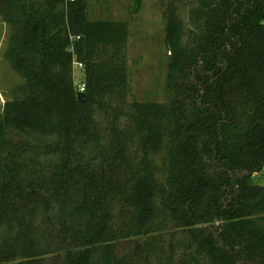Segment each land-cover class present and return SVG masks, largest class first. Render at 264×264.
<instances>
[{"label":"trees","instance_id":"16d2710c","mask_svg":"<svg viewBox=\"0 0 264 264\" xmlns=\"http://www.w3.org/2000/svg\"><path fill=\"white\" fill-rule=\"evenodd\" d=\"M182 1L165 100L130 102L128 20L0 0L24 79L0 119V264H264V0H188L187 22Z\"/></svg>","mask_w":264,"mask_h":264},{"label":"rangeland","instance_id":"374dc122","mask_svg":"<svg viewBox=\"0 0 264 264\" xmlns=\"http://www.w3.org/2000/svg\"><path fill=\"white\" fill-rule=\"evenodd\" d=\"M170 0H142L139 12L131 10L135 0H89V15L94 19L128 20L130 39L128 64L130 92L128 101L165 100L168 50L165 45V9ZM188 0L182 1L180 13L188 21ZM135 6V5H134ZM10 27L0 14V119L5 103L16 98L23 77L10 65L6 56ZM75 83L81 82L82 70L74 64ZM253 180L264 183V171L253 175ZM122 253L125 243L119 244Z\"/></svg>","mask_w":264,"mask_h":264},{"label":"built area","instance_id":"2783aa9c","mask_svg":"<svg viewBox=\"0 0 264 264\" xmlns=\"http://www.w3.org/2000/svg\"><path fill=\"white\" fill-rule=\"evenodd\" d=\"M71 1H74V0H71ZM75 64H77L79 68H81V69L83 68V64L82 63L75 62ZM77 87H78V90H79V93H80V92H84L85 91V87L86 86H85L84 83L80 82V84H78Z\"/></svg>","mask_w":264,"mask_h":264},{"label":"water","instance_id":"95a60500","mask_svg":"<svg viewBox=\"0 0 264 264\" xmlns=\"http://www.w3.org/2000/svg\"><path fill=\"white\" fill-rule=\"evenodd\" d=\"M78 97H79L80 100H83L84 97H85V93L84 92L78 93Z\"/></svg>","mask_w":264,"mask_h":264}]
</instances>
